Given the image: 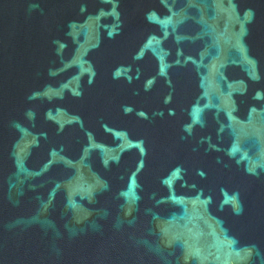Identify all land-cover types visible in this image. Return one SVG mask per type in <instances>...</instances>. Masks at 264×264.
Wrapping results in <instances>:
<instances>
[{"label": "water", "instance_id": "95a60500", "mask_svg": "<svg viewBox=\"0 0 264 264\" xmlns=\"http://www.w3.org/2000/svg\"><path fill=\"white\" fill-rule=\"evenodd\" d=\"M0 264H264V0H0Z\"/></svg>", "mask_w": 264, "mask_h": 264}]
</instances>
